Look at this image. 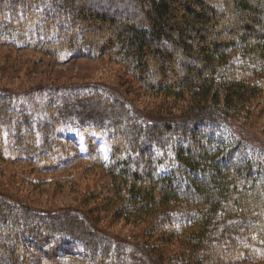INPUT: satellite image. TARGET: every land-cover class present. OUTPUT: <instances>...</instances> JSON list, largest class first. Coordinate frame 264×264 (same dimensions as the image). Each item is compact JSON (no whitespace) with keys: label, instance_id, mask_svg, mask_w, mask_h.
<instances>
[{"label":"trees","instance_id":"16d2710c","mask_svg":"<svg viewBox=\"0 0 264 264\" xmlns=\"http://www.w3.org/2000/svg\"><path fill=\"white\" fill-rule=\"evenodd\" d=\"M0 45L57 61L115 54L161 99L147 109L105 84L0 87L2 150L52 171L72 144L109 175L98 210L144 224L121 238L91 210L40 209L0 187V264L264 260V144L240 126L262 93L264 0H0Z\"/></svg>","mask_w":264,"mask_h":264},{"label":"rangeland","instance_id":"374dc122","mask_svg":"<svg viewBox=\"0 0 264 264\" xmlns=\"http://www.w3.org/2000/svg\"><path fill=\"white\" fill-rule=\"evenodd\" d=\"M230 19L233 32H240L242 23ZM175 56L172 66L177 69L178 74L185 73L184 67H179L182 62ZM148 59L156 72L164 68L165 78H172L167 61L152 56H148ZM42 80L47 85L57 86L64 83L105 84L111 89L122 91L126 98L147 109L161 100L140 89L115 54L101 56L99 59L77 56L66 61H57L42 51L15 50L0 45V87L28 88ZM260 87L261 95L254 100L245 117L240 119V126L252 140L264 144V79ZM2 147L5 146L0 144L5 157L0 159V187L15 197L26 199L40 209L78 207L91 210L103 229L119 234L121 238L129 239L131 234L144 227L140 222L130 224L114 220L111 213L98 210L110 180L109 175L97 163L89 159H79L72 144L66 146L72 158L70 163L52 171H47L44 164L40 166L18 156H10ZM232 264H264V260Z\"/></svg>","mask_w":264,"mask_h":264}]
</instances>
